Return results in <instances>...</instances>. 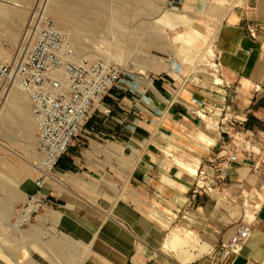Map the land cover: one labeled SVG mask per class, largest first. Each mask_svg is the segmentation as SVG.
Segmentation results:
<instances>
[{
    "label": "crops",
    "instance_id": "1",
    "mask_svg": "<svg viewBox=\"0 0 264 264\" xmlns=\"http://www.w3.org/2000/svg\"><path fill=\"white\" fill-rule=\"evenodd\" d=\"M182 2L190 13L201 10L216 22V79L154 73L136 77L133 85L121 80L108 91L86 124L98 136L71 145L58 160L53 185L41 190L48 203L37 224H54L57 237L85 245V254L73 255L70 264H264V152L258 150L264 147V0ZM15 97H21L17 103ZM7 103L35 163L39 154L28 96L15 90ZM225 108L234 117L236 141L218 135L211 124L206 128L196 114L213 123L218 117L211 113ZM202 184L210 192L197 187ZM19 189L29 192L15 204L7 196L1 200L0 208L10 210L0 215L6 226L35 186L31 191V181L24 179ZM249 204L256 206L251 234L231 256L222 244ZM177 224L216 242L182 263L162 248L168 231L173 240L184 235ZM39 248L38 263L27 264H50L46 247Z\"/></svg>",
    "mask_w": 264,
    "mask_h": 264
},
{
    "label": "rangeland",
    "instance_id": "2",
    "mask_svg": "<svg viewBox=\"0 0 264 264\" xmlns=\"http://www.w3.org/2000/svg\"><path fill=\"white\" fill-rule=\"evenodd\" d=\"M99 1L102 2L100 19L95 20L91 30H85L53 16L50 11L58 7L54 0H0V64L19 60L32 44L34 26L46 18L68 36L77 56L105 58L118 65L124 84L133 85L136 77L154 73L174 78L195 75L216 79L212 47L216 22L205 18L201 10L190 13L182 0ZM6 10L15 12L16 16L8 17ZM4 89L0 83V186H12L17 192L6 193L0 187V203L7 196L15 204L29 192L18 191L22 181L30 180L32 191L39 174L31 146L23 147L20 131L9 118L13 109L7 103L9 91L5 93ZM53 172L45 180L44 188L53 185ZM216 193L212 196H218ZM44 208L20 230H11L0 222V264L38 263L41 245L46 247L44 259L50 264H70L73 255L85 254L83 243L78 245L67 235L57 237L54 224H37L45 216ZM9 211L0 208V215L6 216ZM53 211L57 215L62 213L56 207ZM30 226L32 229L28 230ZM175 228L184 231V235L172 240V230L166 232L162 248L182 263L191 261L215 242L201 232L183 229L181 224ZM189 249L198 252L193 254Z\"/></svg>",
    "mask_w": 264,
    "mask_h": 264
},
{
    "label": "built area",
    "instance_id": "3",
    "mask_svg": "<svg viewBox=\"0 0 264 264\" xmlns=\"http://www.w3.org/2000/svg\"><path fill=\"white\" fill-rule=\"evenodd\" d=\"M33 36L29 50L19 60L0 64V83L5 87L4 92L18 88L28 96L39 154L35 191L27 194L13 211L9 221L11 230H20L29 224L47 205V196L41 190L68 148L74 144L82 146L90 137L98 136L94 126L86 125L88 118L123 76L121 68L105 58L77 56L68 36L46 18L34 26ZM196 114L204 120L206 128L211 124L218 135L226 134L237 140L231 128L234 117L228 108L212 112L218 117L213 123L205 120H209L206 114ZM258 150L262 154L264 147ZM220 174L224 171L220 170ZM197 187L210 192L208 184ZM255 210V205L245 206L231 238L222 244L229 255L241 252L251 234Z\"/></svg>",
    "mask_w": 264,
    "mask_h": 264
},
{
    "label": "bare ground",
    "instance_id": "4",
    "mask_svg": "<svg viewBox=\"0 0 264 264\" xmlns=\"http://www.w3.org/2000/svg\"><path fill=\"white\" fill-rule=\"evenodd\" d=\"M54 1L58 3V7L53 8L50 11V13L56 18L69 20L73 26L80 28V29L91 30L93 24L96 22L95 20H97L101 16L102 2L99 0H84V3H80L78 0H54ZM82 7H86L89 10L87 11L83 10ZM5 14L8 17L16 16L15 12L10 11V10H6ZM151 62H157V61L151 60ZM148 86H150L149 82H148ZM15 90H20V89L12 88L9 91V94L11 92H14ZM20 98L21 97H15L12 100L15 103H17L20 100ZM212 194H215V192L212 191ZM171 239L173 240V236H171ZM215 242L211 244L206 249V251L209 250L215 244Z\"/></svg>",
    "mask_w": 264,
    "mask_h": 264
}]
</instances>
